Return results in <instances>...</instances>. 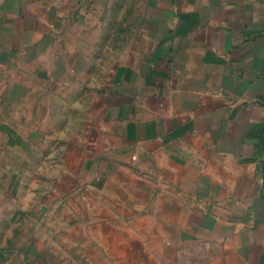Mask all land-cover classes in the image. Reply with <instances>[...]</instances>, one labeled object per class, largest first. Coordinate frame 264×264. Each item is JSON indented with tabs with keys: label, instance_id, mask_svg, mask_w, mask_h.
<instances>
[{
	"label": "crops",
	"instance_id": "0c3cea01",
	"mask_svg": "<svg viewBox=\"0 0 264 264\" xmlns=\"http://www.w3.org/2000/svg\"><path fill=\"white\" fill-rule=\"evenodd\" d=\"M0 264H264V0H0Z\"/></svg>",
	"mask_w": 264,
	"mask_h": 264
}]
</instances>
